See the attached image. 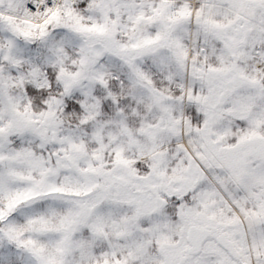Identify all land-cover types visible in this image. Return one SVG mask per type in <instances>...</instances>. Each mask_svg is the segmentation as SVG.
Returning a JSON list of instances; mask_svg holds the SVG:
<instances>
[{"label":"snow or ice","instance_id":"1","mask_svg":"<svg viewBox=\"0 0 264 264\" xmlns=\"http://www.w3.org/2000/svg\"><path fill=\"white\" fill-rule=\"evenodd\" d=\"M0 264H264V0H0Z\"/></svg>","mask_w":264,"mask_h":264}]
</instances>
